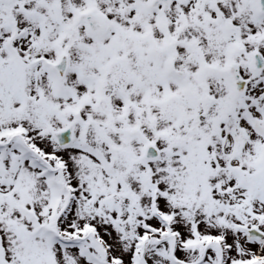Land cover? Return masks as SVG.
Instances as JSON below:
<instances>
[{
  "label": "snow or ice",
  "instance_id": "obj_1",
  "mask_svg": "<svg viewBox=\"0 0 264 264\" xmlns=\"http://www.w3.org/2000/svg\"><path fill=\"white\" fill-rule=\"evenodd\" d=\"M0 264H264V0H0Z\"/></svg>",
  "mask_w": 264,
  "mask_h": 264
}]
</instances>
